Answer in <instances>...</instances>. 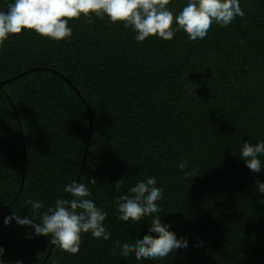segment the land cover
I'll return each instance as SVG.
<instances>
[{
	"label": "trees",
	"instance_id": "16d2710c",
	"mask_svg": "<svg viewBox=\"0 0 264 264\" xmlns=\"http://www.w3.org/2000/svg\"><path fill=\"white\" fill-rule=\"evenodd\" d=\"M13 2L0 0V10ZM187 3L168 7L176 15ZM240 6L243 18L214 23L195 41L179 31L170 41L137 43L122 23L93 17L89 24L83 16L69 21L66 41L28 30L9 37L0 47V81L31 71L0 89L4 264H41L51 238L4 220L19 215L38 224L56 199H69L63 187L75 181L83 157L78 182L107 212L111 238L83 234L75 255L54 244L44 264H264V193L257 187L264 155L258 173L240 158L244 142H264V0ZM81 97L92 113L90 133ZM152 176L164 190L161 221L188 247L153 261L123 257L115 242L153 235L152 217L121 221L115 200ZM30 200L44 207L34 211Z\"/></svg>",
	"mask_w": 264,
	"mask_h": 264
},
{
	"label": "clouds",
	"instance_id": "9594fccd",
	"mask_svg": "<svg viewBox=\"0 0 264 264\" xmlns=\"http://www.w3.org/2000/svg\"><path fill=\"white\" fill-rule=\"evenodd\" d=\"M170 4L171 0H14L6 11L0 10V47L11 35L19 36L24 30L56 42L69 40L73 34L69 21L79 20L82 16L89 24L94 23L93 17L99 20L107 18L110 24L122 23L126 29L131 28L136 33L137 43L150 37L170 41L179 31L193 41L204 39L214 23L227 27L237 17L245 16L240 0H188L176 15L169 9ZM261 155H264V142L254 145L243 143L240 158L254 173L261 170ZM187 164L188 161L182 157L177 167L183 171ZM88 183L95 185L97 182L91 179ZM116 187H120L119 181ZM257 187L264 193V183L257 181ZM63 191L70 194L71 199H56L54 206L42 213L38 224L15 215L6 217L5 225L15 219L18 225L32 227L35 235L50 237L52 244L73 255L79 252L83 234L90 233L94 239L109 240L111 233L104 226L108 214L90 199L92 192L88 185L72 181L64 185ZM163 195V188L157 187L156 177L152 176L131 187L129 194L116 198L119 220L136 224L146 216L152 217L149 232L153 235H145L131 244L115 242L121 256L134 254L137 260L153 261L188 247L187 240L178 239L158 215L162 209L157 202ZM28 203L34 211L44 207L40 201L30 200ZM3 253L4 249L0 247V257ZM0 264H4L2 259ZM16 264L22 262L17 261Z\"/></svg>",
	"mask_w": 264,
	"mask_h": 264
},
{
	"label": "water",
	"instance_id": "95a60500",
	"mask_svg": "<svg viewBox=\"0 0 264 264\" xmlns=\"http://www.w3.org/2000/svg\"><path fill=\"white\" fill-rule=\"evenodd\" d=\"M44 69H45V68H44ZM49 70H51V71H53V72H56L57 74L61 75L62 78L66 79V77H64V76H63L62 74H60L59 72H57V71H55V70H53V69H49ZM29 71H31V70H28V71L22 72V73H20V74H18V75H15V76H13V77H11V78H9V79L1 80V81H0V89L2 88V85L5 84L6 82H9L10 80H13V79H15V78H17V77H20V76H22L23 74H25V73H27V72H29ZM67 82L72 86V88L74 89V91L80 96V93L78 92V90H76V88L71 84V82H70L68 79H67ZM6 96H7V98H8V95H7V94H6ZM81 99L83 100V102L85 103V105H86V107H87V109H88L89 119H90V121H89V131H88V133H90V130H91V123H92V122H91L92 113H91L90 107H89V105L86 103V101H85L82 97H81ZM11 105H12V108L14 109V106H13L12 103H11ZM18 123H19V125H20V122H19V121H18ZM20 129H21V128H20ZM88 140H89V135H88V137H87V143H88ZM83 163H84V157H83V159H82V161H81V164H80V167H79V170H78V173H77V177H76V179H75V181H77V182H78V178H79V175H80V173H81V170H82ZM24 169H25V148H23V173H22V181H23V177H24ZM69 199H71V196L69 197ZM53 245H54V244L50 243V245H49V247H48V250H47V252H46L44 258L42 259L41 264H44V262L46 261V259H47L48 255H49V253H50V251H51Z\"/></svg>",
	"mask_w": 264,
	"mask_h": 264
}]
</instances>
